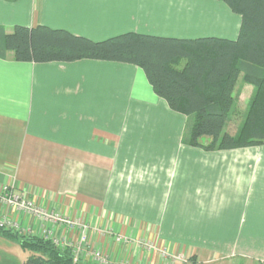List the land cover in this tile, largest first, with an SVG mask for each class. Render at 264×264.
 Here are the masks:
<instances>
[{"label":"crops","instance_id":"1","mask_svg":"<svg viewBox=\"0 0 264 264\" xmlns=\"http://www.w3.org/2000/svg\"><path fill=\"white\" fill-rule=\"evenodd\" d=\"M222 4L0 0V27L45 25L94 41L129 32L236 39L241 18ZM245 88L251 99L253 87ZM187 123L134 65L0 59V187L15 179L19 192L41 206L83 218L93 228L94 247L117 260L144 264L148 257L138 246L147 239L168 254L185 253L193 264L263 263L264 146L189 147ZM5 215L21 234L65 236L60 227L1 206ZM117 235L127 244H117ZM152 261L167 264L158 253Z\"/></svg>","mask_w":264,"mask_h":264},{"label":"trees","instance_id":"2","mask_svg":"<svg viewBox=\"0 0 264 264\" xmlns=\"http://www.w3.org/2000/svg\"><path fill=\"white\" fill-rule=\"evenodd\" d=\"M218 1L241 18L236 40L129 32L94 41L45 25H17L11 32L0 27V59L12 54L21 63L92 60L134 65L172 111L187 117L184 145L206 152L264 146V0ZM240 79L254 91L244 121L231 134L225 129ZM0 233L17 238L22 250L31 253L24 264H81L74 261L72 249L50 239L6 227Z\"/></svg>","mask_w":264,"mask_h":264},{"label":"built area","instance_id":"3","mask_svg":"<svg viewBox=\"0 0 264 264\" xmlns=\"http://www.w3.org/2000/svg\"><path fill=\"white\" fill-rule=\"evenodd\" d=\"M2 191H4V193L0 195V204L2 207L4 206L7 210H13L17 213L24 214L33 220L41 222L43 225L62 228L65 233L63 237L59 238L52 230H43V235L41 237L52 240L53 243L60 248L68 247L72 249L75 262H80V260L85 257L91 259L95 264H137L129 259L117 260L111 253L103 249H96L92 241L93 228L83 218H72L48 210L41 206L36 200L19 192L14 182L8 183L2 188ZM0 227L12 228L20 231L17 223L12 219H8L6 215L4 217L0 216ZM114 241L117 244L125 245L128 240L122 235H117ZM138 247H140L143 253L148 257L144 264H154L152 256L157 253L162 261H166L167 264H187L188 257L185 256L184 253L168 254L166 251L160 249L152 240L143 239Z\"/></svg>","mask_w":264,"mask_h":264},{"label":"rangeland","instance_id":"4","mask_svg":"<svg viewBox=\"0 0 264 264\" xmlns=\"http://www.w3.org/2000/svg\"><path fill=\"white\" fill-rule=\"evenodd\" d=\"M160 1H162V0H160ZM222 5L224 7H227V6H225V4H222ZM233 15L236 18L240 19V16H238L234 13H233ZM152 21L156 22V19H152ZM153 36H156V35H153ZM159 37H163V36H159ZM206 37H212V36H206ZM206 37H194L193 39L206 38ZM214 37L224 39V37H217L216 35H214ZM225 39H227V38H225ZM236 39H228V40H236ZM247 85L248 84H245L243 82V80L240 79L238 86H237V91H236L237 102H236V105L230 114V121H229V123L225 129L227 132H229L231 134H235L239 130L242 122L245 119L246 113H247V108H248V104H249V100H250L249 99L250 90H249V88H245V86H247ZM11 182L16 183V180L13 179L9 183H11ZM7 184L4 183L3 185H1L0 195L2 193H4V191H2V188L4 186H6ZM0 207H1V204H0ZM184 255L187 256L185 253H184ZM30 256H31L30 252L22 250V248L19 244V240L17 238H13L10 236H4L0 233V264H24V262ZM81 264H95V263L90 262V263H81ZM187 264H193L191 262V258L187 259ZM197 264H207V263H205L204 261L201 260ZM213 264H219V263H213ZM222 264H251V263L245 259H234L232 261L223 262ZM255 264H258V263H255Z\"/></svg>","mask_w":264,"mask_h":264}]
</instances>
